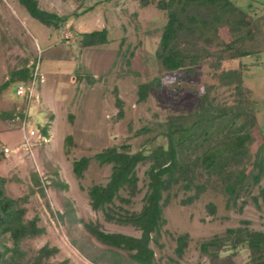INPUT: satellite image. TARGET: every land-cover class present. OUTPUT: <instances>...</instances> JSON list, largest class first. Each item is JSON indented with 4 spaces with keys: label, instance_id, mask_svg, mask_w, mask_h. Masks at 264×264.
<instances>
[{
    "label": "rangeland",
    "instance_id": "1",
    "mask_svg": "<svg viewBox=\"0 0 264 264\" xmlns=\"http://www.w3.org/2000/svg\"><path fill=\"white\" fill-rule=\"evenodd\" d=\"M158 1L38 0L40 8L68 16L58 29L32 18L17 0L0 1V84L24 67L30 74L27 80H13L0 91V150L3 146L19 147L0 155V174L7 177L4 187L8 195L28 194L26 216L38 215L45 229L26 240L24 247L37 249L46 243L58 247L49 264H109L92 262L73 243L93 239L81 222L73 226L67 217L60 218L67 201L80 220H96L107 231L139 235L133 226L107 222L101 212L90 207L88 189L108 180L110 165L91 159L77 178L72 161L92 157L108 146L128 144L132 151L148 152L156 144H166L162 124L169 116L196 110L203 94L215 104L230 107L239 94L232 84L224 83L222 71L240 73V97L249 112L253 136L251 154L263 142L264 0H230L237 10L228 16V22L214 27L199 25L193 34L183 32L178 46L198 58L194 65L175 71L164 70L155 55L167 19ZM193 11L207 16L203 8ZM101 28L107 30V43L80 44L78 32ZM242 51L246 54L240 55ZM217 61V66L210 64ZM34 74L31 99L17 96L16 85H29ZM149 81L152 84L146 97L139 99V84ZM24 113L27 127L32 125L38 133L37 128L48 124L46 139L31 138L30 149L20 147L23 138L17 116ZM147 166L145 162L136 167L139 191L130 197L132 209L138 210L142 204ZM33 171L44 196L36 186V191L30 192ZM189 176L205 188L190 201L186 198L194 190L179 189L164 206L165 223L157 242L151 243L157 264H250L249 251L243 245L235 250L223 247L203 252L201 243L223 235L228 227L246 225L264 231V201L258 195L264 176L258 186L241 192L234 203L227 200L214 174L193 166ZM55 178L67 187L54 189L51 182ZM182 234H187V243L178 255L176 238Z\"/></svg>",
    "mask_w": 264,
    "mask_h": 264
},
{
    "label": "trees",
    "instance_id": "2",
    "mask_svg": "<svg viewBox=\"0 0 264 264\" xmlns=\"http://www.w3.org/2000/svg\"><path fill=\"white\" fill-rule=\"evenodd\" d=\"M17 1L32 18L54 29L60 28L68 18L67 15L40 8L38 0ZM157 5L166 10L167 19L162 26L155 55L161 67L167 71L181 70L196 63L197 54H185L177 44L183 32L193 34L199 25L214 27L222 21L228 22V16L237 10L230 0H159ZM195 7L203 8L207 16L194 12ZM77 36L85 47L108 41L106 28L78 32ZM245 54L244 51L240 53ZM210 64L217 66L220 62ZM221 77L225 84H232L239 94L235 103L230 107L221 106L203 94L196 110L169 116L162 124L161 135L166 144H156L148 152L132 151L128 144L108 146L92 157L81 156L72 161V171L77 178L82 177L91 159L101 165H110L108 180L103 184L94 183L88 189L90 207L101 212L107 222L131 225L139 230V235L107 231L96 220L77 218L73 206L67 201V206L59 216L67 217L73 226L81 222L85 232L93 239L94 242L83 239L81 243L73 240L89 260L109 264H157L151 243L157 242L165 223L164 206L179 189L194 190L186 198V201H190L205 188L189 176L193 166L219 178L221 189L232 203L241 192L259 185L264 176V135L263 142L251 154L249 146L253 136L249 128V112L240 97V73L228 69L221 72ZM28 78L30 74L27 67L16 70L10 79L0 84V91L13 80ZM155 81L159 84L158 78ZM151 84L152 81L139 84V99L146 97ZM5 116L10 118L12 115ZM47 128L48 124L45 123L37 129L46 137ZM70 137L66 139L70 140ZM3 154L6 155L0 150V155ZM145 162H148L145 191L142 204L136 210L129 207L130 197L139 191L136 167ZM31 180L30 192H35L36 186L40 195L44 196L40 179L34 171L31 172ZM6 181L7 177L0 174V264H49V258L58 251V247L47 243L37 249L24 247L26 240L43 234L45 229L39 224L38 215L26 216L28 194L17 197L8 195L4 187ZM51 186L61 189L67 184L55 178ZM258 195L264 201V187L259 186ZM176 243L175 251L181 255L187 243V234L177 236ZM241 245L249 251L250 264H264V231L250 229L246 225L226 228L223 235L203 241L201 250L211 252L213 248L223 247L235 250ZM57 264H64V261Z\"/></svg>",
    "mask_w": 264,
    "mask_h": 264
},
{
    "label": "built area",
    "instance_id": "3",
    "mask_svg": "<svg viewBox=\"0 0 264 264\" xmlns=\"http://www.w3.org/2000/svg\"><path fill=\"white\" fill-rule=\"evenodd\" d=\"M3 4H6V0H0ZM1 12V11H0ZM35 74L33 78L30 80L29 85L24 86L23 83H18L15 87V94L17 96H22L25 95L29 100L31 99L32 95L34 94L33 92V87L35 84ZM27 114L24 113L20 116H17V119H19V125L18 128L22 131V138L23 141L20 144V147H23L25 149H30L31 143L30 139H35V140H45L46 137L38 133L32 125L29 124L27 127V119H26ZM19 149V147H11V146H3L2 150L5 154L7 153H12L16 152Z\"/></svg>",
    "mask_w": 264,
    "mask_h": 264
}]
</instances>
